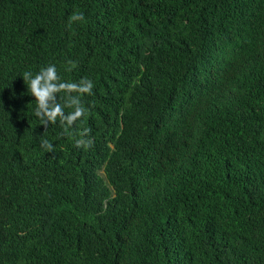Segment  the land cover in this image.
<instances>
[{
	"label": "trees",
	"instance_id": "trees-1",
	"mask_svg": "<svg viewBox=\"0 0 264 264\" xmlns=\"http://www.w3.org/2000/svg\"><path fill=\"white\" fill-rule=\"evenodd\" d=\"M0 264H264V0H0Z\"/></svg>",
	"mask_w": 264,
	"mask_h": 264
},
{
	"label": "clouds",
	"instance_id": "clouds-1",
	"mask_svg": "<svg viewBox=\"0 0 264 264\" xmlns=\"http://www.w3.org/2000/svg\"><path fill=\"white\" fill-rule=\"evenodd\" d=\"M82 14H73L70 20H82ZM24 81H27V89L30 94L35 97L36 108L34 115L38 117L42 123L43 118L47 121L55 123L57 119L64 125V130L67 133L72 124L77 121L84 113V108L81 107L78 100L73 99L72 104L67 107L72 108L71 112L65 115V107L60 104L49 106L47 101L53 99V93L60 90H67L68 92L77 91L78 93H90L93 87L92 82L89 80L82 81L80 84L60 82L57 75V69L54 64L41 68L34 75L32 73H25L23 76ZM90 141L86 139L76 140V146L89 145ZM42 146L51 150L53 145L47 140L42 141Z\"/></svg>",
	"mask_w": 264,
	"mask_h": 264
}]
</instances>
